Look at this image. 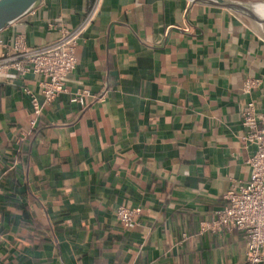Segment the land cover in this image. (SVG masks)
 <instances>
[{
	"label": "crops",
	"instance_id": "0c3cea01",
	"mask_svg": "<svg viewBox=\"0 0 264 264\" xmlns=\"http://www.w3.org/2000/svg\"><path fill=\"white\" fill-rule=\"evenodd\" d=\"M93 2L42 0L0 31V57ZM77 55L49 102L41 74L0 68V264H246L247 233L206 224L250 176L242 108L264 109V23L210 0H101ZM120 206L140 208L134 227Z\"/></svg>",
	"mask_w": 264,
	"mask_h": 264
},
{
	"label": "built area",
	"instance_id": "2783aa9c",
	"mask_svg": "<svg viewBox=\"0 0 264 264\" xmlns=\"http://www.w3.org/2000/svg\"><path fill=\"white\" fill-rule=\"evenodd\" d=\"M100 1L94 0L79 25L61 27L58 37L52 41L30 46L23 37H18L0 57V68H11L23 75L41 74L46 102L67 91L69 76L78 63V40L93 21ZM261 83L260 78L249 77L242 89L252 94ZM88 94V91L78 93L72 100L86 105ZM41 110V105L35 101V112L39 114ZM242 125L245 132L241 139L247 145L256 146L255 152L246 159L251 167L249 179L232 185L225 194L227 204L206 227L243 230L248 235L246 264H264V109L259 110L255 100L247 101L243 106ZM139 212L140 208L120 206L115 214L126 227H134Z\"/></svg>",
	"mask_w": 264,
	"mask_h": 264
},
{
	"label": "water",
	"instance_id": "95a60500",
	"mask_svg": "<svg viewBox=\"0 0 264 264\" xmlns=\"http://www.w3.org/2000/svg\"><path fill=\"white\" fill-rule=\"evenodd\" d=\"M41 2L42 0H0V31L34 11ZM210 2L235 9L261 24L264 23V15L253 7L258 3L241 0H210Z\"/></svg>",
	"mask_w": 264,
	"mask_h": 264
},
{
	"label": "bare ground",
	"instance_id": "6f19581e",
	"mask_svg": "<svg viewBox=\"0 0 264 264\" xmlns=\"http://www.w3.org/2000/svg\"><path fill=\"white\" fill-rule=\"evenodd\" d=\"M253 7L256 8L258 12L264 15V3L255 4L253 5Z\"/></svg>",
	"mask_w": 264,
	"mask_h": 264
},
{
	"label": "rangeland",
	"instance_id": "374dc122",
	"mask_svg": "<svg viewBox=\"0 0 264 264\" xmlns=\"http://www.w3.org/2000/svg\"><path fill=\"white\" fill-rule=\"evenodd\" d=\"M247 3H264V0H241Z\"/></svg>",
	"mask_w": 264,
	"mask_h": 264
}]
</instances>
